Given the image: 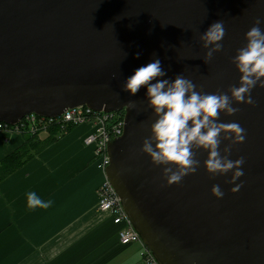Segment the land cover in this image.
Wrapping results in <instances>:
<instances>
[{
	"label": "water",
	"instance_id": "95a60500",
	"mask_svg": "<svg viewBox=\"0 0 264 264\" xmlns=\"http://www.w3.org/2000/svg\"><path fill=\"white\" fill-rule=\"evenodd\" d=\"M257 19L264 31V0H0V122L76 106L123 110L104 173L156 262L264 264V87L251 90L253 104L233 102L234 114L216 118L244 129L241 143L221 138L217 149L243 160L233 184L230 172L205 171L199 149L195 171L165 184L161 166L139 150L155 119L144 88L134 96L122 90L134 69L159 58L167 78L180 74L201 93L228 94L239 77L231 58ZM217 20L221 48L204 63L198 37ZM213 184L224 193L219 199ZM234 184L241 186L230 192Z\"/></svg>",
	"mask_w": 264,
	"mask_h": 264
},
{
	"label": "crops",
	"instance_id": "0c3cea01",
	"mask_svg": "<svg viewBox=\"0 0 264 264\" xmlns=\"http://www.w3.org/2000/svg\"><path fill=\"white\" fill-rule=\"evenodd\" d=\"M74 125L0 181V264H143L141 245H122L117 225L96 208L106 179ZM24 130H0V160L22 144ZM34 191L47 208L26 206Z\"/></svg>",
	"mask_w": 264,
	"mask_h": 264
},
{
	"label": "clouds",
	"instance_id": "9594fccd",
	"mask_svg": "<svg viewBox=\"0 0 264 264\" xmlns=\"http://www.w3.org/2000/svg\"><path fill=\"white\" fill-rule=\"evenodd\" d=\"M259 23L257 19L244 33L246 43L231 58L239 77L238 86L230 87L228 94L201 93L191 80L180 74L167 78L159 58L137 67L123 80L122 90L129 96L144 88V99L155 119L149 125V135L142 140L139 150L147 155L153 166H161L165 184L179 183L182 177L195 171L198 161L194 159V149L206 151L203 167L210 175L230 172L229 184L242 176V158L229 160L227 149L225 155L217 149L221 138L241 143L244 129L236 122L218 123L216 118L221 112L234 114L237 109L232 106L233 102L253 104L251 90L264 87V31L257 26ZM224 32L223 22L217 20L199 35L200 46L206 49L204 63L220 50L219 42ZM222 130H225L223 137ZM240 186L234 184L229 191L236 192ZM209 191L217 199L224 195L215 184ZM25 196L29 208L48 207V202L34 191Z\"/></svg>",
	"mask_w": 264,
	"mask_h": 264
},
{
	"label": "built area",
	"instance_id": "2783aa9c",
	"mask_svg": "<svg viewBox=\"0 0 264 264\" xmlns=\"http://www.w3.org/2000/svg\"><path fill=\"white\" fill-rule=\"evenodd\" d=\"M89 123L90 131L83 137L85 145L93 146V163L102 171L109 163L106 152V144L109 139L117 137L123 129V112L120 111H96L86 106L67 108L56 117H43L34 113L26 114L14 125L0 122V130L10 126L20 130H28L30 133L49 125L58 124L63 128L67 124ZM96 208L110 215L112 223L117 225L116 236L122 245L139 243L140 255L143 264H158L151 252L140 240L138 233L132 227L128 217L122 209L120 199L107 179L97 187Z\"/></svg>",
	"mask_w": 264,
	"mask_h": 264
},
{
	"label": "trees",
	"instance_id": "16d2710c",
	"mask_svg": "<svg viewBox=\"0 0 264 264\" xmlns=\"http://www.w3.org/2000/svg\"><path fill=\"white\" fill-rule=\"evenodd\" d=\"M119 111L123 112V110ZM73 126V124H67L60 128L58 124H52L45 130L40 129L35 133L24 130V135L27 136L22 144L0 160V181Z\"/></svg>",
	"mask_w": 264,
	"mask_h": 264
}]
</instances>
